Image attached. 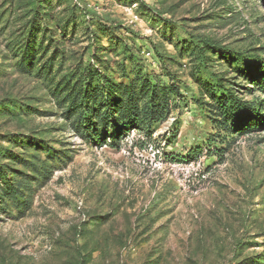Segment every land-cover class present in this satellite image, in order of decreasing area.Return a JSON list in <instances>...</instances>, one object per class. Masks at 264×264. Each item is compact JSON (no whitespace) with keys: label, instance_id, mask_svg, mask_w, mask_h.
Returning <instances> with one entry per match:
<instances>
[{"label":"rangeland","instance_id":"374dc122","mask_svg":"<svg viewBox=\"0 0 264 264\" xmlns=\"http://www.w3.org/2000/svg\"><path fill=\"white\" fill-rule=\"evenodd\" d=\"M33 19L50 52L25 67L14 47ZM47 59L49 80L36 75ZM89 65L120 81L170 71L180 95L147 129L122 133L111 104L106 124L91 102L77 128L82 101L55 88ZM212 73L240 125L197 82ZM258 80L264 0H0V264L264 263Z\"/></svg>","mask_w":264,"mask_h":264},{"label":"trees","instance_id":"16d2710c","mask_svg":"<svg viewBox=\"0 0 264 264\" xmlns=\"http://www.w3.org/2000/svg\"><path fill=\"white\" fill-rule=\"evenodd\" d=\"M44 14H47L48 18H51L52 16L51 11L44 12ZM31 23V35L27 44L21 45L20 43H16L14 47L17 52L25 51V54L22 56V65L25 67H28V65H30V67H34V64L37 62L40 64L50 52V47L44 45L47 41L50 42L51 39L46 36V28L43 31L39 42L36 43L34 40L36 34L35 30H37L36 25H39V23L36 19H33ZM66 28H68V24L57 27L56 31L60 29L65 31ZM111 42L113 41L111 40ZM191 42H187V44L188 48H191L193 51L192 55L196 54L195 58H203L208 49L200 47L195 40H192ZM52 44L54 43L51 42V45ZM117 46L118 44L116 45V48ZM38 53L40 56L36 58V54ZM51 61V59H47L41 66H39L36 71V75L39 78H44L45 76V80L50 79V75L53 70V64ZM122 70L126 71L124 66L122 67ZM212 75L213 76L208 77L207 80L197 79V82L201 86H205L208 92L212 93L214 100L216 99V96L219 98L218 108L216 110H223V113L227 115L228 120H234L238 117V124L240 125L243 120L239 116L233 115L230 112L232 99L229 97L224 98L223 94L220 93V91L226 90L225 88L227 84H224L222 78H218V76L213 73ZM76 77L77 78L75 79L73 78L67 80L64 78L62 81L58 82L56 84L55 92H57V95L66 93V96L64 97L65 99H70L72 97V105H76L78 104V101H82L80 102L81 107L78 105L76 107V111L74 112L75 114H78V120L74 121L77 128L84 127L82 122L85 123V121H87V117L80 109L84 104H88L90 102L94 104V107L96 108L93 118L100 119L101 117L103 122L106 124L109 123V119L112 116V114L110 115L111 111H114L113 116H116L119 121H124V125L121 128L122 133L132 126L143 127L145 129L150 128L151 125L147 123H153L160 120L161 116H163L169 106V99L171 96H179L181 89L180 84L178 83L179 80L176 76H173L170 71L168 72V83H161L159 79L154 81L152 76L147 75L142 70H137L134 78L129 79V76L128 81H120L107 76L98 69L94 68L92 65L85 66L80 69ZM258 81V83L263 87L264 80ZM104 99L107 100L105 101L106 103H104ZM108 103L112 106L111 111H102V106L108 105ZM102 113H104V115ZM115 139L117 138L115 137ZM0 175H7L5 168L2 166H0ZM20 187H22V183H19L17 190L12 193L20 192ZM261 264L264 263L262 262Z\"/></svg>","mask_w":264,"mask_h":264}]
</instances>
